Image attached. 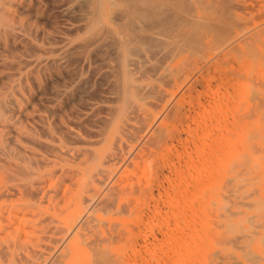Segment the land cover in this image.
Returning a JSON list of instances; mask_svg holds the SVG:
<instances>
[{
    "label": "rangeland",
    "instance_id": "obj_1",
    "mask_svg": "<svg viewBox=\"0 0 264 264\" xmlns=\"http://www.w3.org/2000/svg\"><path fill=\"white\" fill-rule=\"evenodd\" d=\"M48 1L50 0H21V2L20 0H2L3 10H0V15L2 17L4 16L6 21L10 24L9 27H11L12 31H7L6 29L7 26L5 27L2 25L1 16H0V62H1L0 63V99L3 96L8 95V97L14 102V104L10 105L11 108L13 109L8 110V112L5 113L6 115H9L8 122L4 123L6 124V126L0 125L1 126L0 138L4 140V145L6 146L5 150L9 153L8 156H4L0 154V156L3 159H5V161H0V163H2V165H0L1 166L0 186L9 185L11 184V182H19L18 180L21 179L25 180L27 176H31L35 180L38 178L41 181V183L39 184L40 190L42 191L49 190L50 195L54 194V189L60 191L62 188L63 189L67 188L65 190V194L68 193V191L69 193L66 194L64 197H62L61 201L59 202L61 204L63 202L62 204L63 206L59 205V203L56 202V200L59 199L58 197H53V198L49 197L50 200L46 198L44 199V201L41 202L36 201V205L32 208V210L35 211L34 214H32L31 210L23 208V203L28 200L27 195L20 196L18 193L15 192L14 195L8 194V196L0 197V203L4 207V212L0 216V227H1L0 246L5 245L8 242H11L13 239H15L20 243L33 246L36 252V255H34L33 257V260L39 261L41 262V264H43L42 259L44 256H47V254L45 253L44 248L40 247L38 243H44L46 241L47 234L53 235L58 230L57 231L58 234L55 235L60 237L64 236L66 238V241H68L69 239L75 240V244H77L78 246L77 251L79 252L77 258V264H93L91 258H92V252H93L92 250L94 246L96 248H104V249L106 247V250L109 249L108 253L110 254V256L113 255L114 256L113 258L115 259H117L119 256V259L116 260L117 263L119 264L121 263L122 264H140V263L141 264H159V263L160 264H194L195 261L197 262V263L195 262V264H264V146H263L264 131L260 132V130L262 131L264 129V83H263L264 82V50H263L264 49V0H221L222 4L220 5V2L218 3V5H220L218 9L220 7L222 9L219 11L223 12V13L220 12V14H222L221 17L226 16L225 18L222 19L220 17L222 21L220 20L221 22L219 21V23H222V25L225 24L223 26H226L227 24L229 28H227V26L225 28L226 30L229 29V31L228 30L226 31L225 29L222 30L223 33L219 31L220 38H217L218 39L217 42L220 43L224 40L222 38L223 36L222 34L224 33L230 34V32L233 34L234 29H237L239 27L240 28L246 27L249 29L256 27L257 33L255 35L256 40L254 42H251L252 39L251 40L247 39V41L245 42L250 41L249 43L243 44L244 46L242 45L241 47L238 46L231 47L230 50L232 51L229 54L230 57H232L233 59H237V61L241 60V64H243L246 67L244 72L243 70L239 72L240 73L239 75H242V77L244 76L243 77L244 80L240 79V77L239 79H235L236 78L235 75L233 76L230 73L231 75L230 76L227 72L224 77V80L222 79L219 83L212 84L213 90L211 89L210 91L211 95L214 94V96L218 97L220 94H222L224 88L230 86L232 87V89H236L234 86H237L239 84L237 87L238 95L235 96L236 97L235 99L236 101L234 102L235 106L233 105V101L231 100V98L228 100L226 99V97L225 98L220 97L219 101L214 103L209 111H210V115H214L217 113H222L220 111H225L226 109L230 110L231 107L232 108L236 107V109L238 107V109L240 108L239 109L240 113L250 114L253 112L252 114H255L254 122L252 124L249 123V125L247 124V126H245L246 128L242 129V130H246L247 133H249L252 128L257 129V131H259L260 135L262 136V137L257 136L253 139L257 145V149H254L253 151V156L256 157V164L253 167V169L246 171L242 168L241 172L238 174L240 178L237 177L236 180L233 179L234 172L231 169L232 162L237 156L241 155L242 149H244V147L246 146L245 143L247 142L246 138L243 135L239 141L238 149L235 150V152H233L234 151L233 147L230 148L229 152H227L228 154L227 157L223 159L224 162L222 161V164L220 166H217L218 169H216V167L213 168L214 165H211L210 167V164L205 167L199 165L193 166L191 163L188 164V161L190 162L193 158L195 159V156L197 155L196 150L192 151L194 149H192V146L190 147V145H187V147L184 146L181 149L180 147L174 149L171 146H164L160 150L154 151L153 154L150 153L151 157L149 155H146L144 158H134L129 160H127L128 159L127 158L125 159L126 162H124L125 160H121V161H116L115 163H111V162L106 163V166L109 165L108 169H110V177L107 180L106 185L110 186L112 183H114L115 185L120 187L115 190L117 194L116 193L114 194L116 196L118 195L117 196L118 198L115 196L117 200H114V195H113V201L114 203L116 202V204H114L112 201V203L111 202L108 203L110 204V206L108 204L106 205L107 207H105V205L103 206L95 205L96 207L95 206L91 207V206H87L85 203H79V208L73 215H68L69 210L72 208V202L69 200L70 191L74 187L73 184L70 185L69 183L72 182V180L69 179V176L68 178L65 177L64 179V176L61 175L60 172L58 171L61 168H66L69 170V169H78L79 166H82L78 164L79 162L77 160L79 159L74 158V150L81 145H79V143L72 140L71 135H73L74 133L79 135V133L82 134L83 132L85 133V131L87 134H89L90 132H93L96 129V127L94 128L93 126L96 124L98 118H100V116L103 114L102 106L106 104V97H108L109 94L105 92L106 91L108 92L107 87L109 88V86L107 83H105L106 81H103V79L101 80L98 78L95 79L91 78L90 81H92V83H90L89 79L86 81L87 83H89L88 86H86L87 85L86 83L82 84V86L84 87L83 88L84 91H83L82 87H79V77L82 76V73H80L81 71L79 69H83V66H81L79 62L76 61L78 59L72 57L73 55H70V57L72 59L74 58L73 59L75 60L74 62L72 59L67 60L66 58H61L62 46H64L65 44L74 43L76 36H78L79 34V29H78L79 16L77 15H79V13L84 11L85 7L83 6L81 8V4H80L81 2L79 0L78 1L51 0V2ZM65 3L66 6L64 5ZM74 6H76L75 9H73ZM49 7L50 9H48ZM77 7L78 9L80 8L78 10L79 12L76 9ZM224 8L227 10V12L226 10H224ZM19 9L22 10L19 11ZM215 11L214 13L215 14L217 13L216 15H218V12ZM57 12L59 17H57L58 16ZM68 12L70 15L67 14ZM66 14L69 17L71 16L73 17L69 18ZM24 15L26 17H24ZM61 15L62 16L66 15V17L64 16L61 17ZM234 15L236 16L234 17L236 21H234L235 19H233V21L231 19V16ZM18 16L20 17L18 18ZM227 16L230 17L231 20L230 22L231 23L234 22L235 24L237 23V21H240L241 18L242 21L236 24L239 27L235 26L234 23L233 25H230V22L226 19L228 18ZM237 16H239L240 18H238ZM242 22L244 23V25L240 26L241 24H243ZM64 27L65 30L68 31L71 30L70 33L67 31L65 32V30H63ZM40 31L41 34L39 33ZM217 34L218 31L214 35L217 36ZM232 34L227 35V37L232 36ZM214 35L213 37L216 38ZM49 38H51L53 41ZM62 39L63 41H60ZM213 40L212 42L209 43V45L206 48L208 52L213 51V50L211 51L212 46L215 47L216 49H219L222 47V44L226 43L225 41H223L224 43L219 44L221 46L219 47L217 46L218 43H213L214 42ZM32 46L33 49L31 51L30 49ZM34 46L36 49L34 48ZM56 48H58V51L54 50ZM253 48L258 49L259 54H252V52L250 51ZM237 50H239L238 53H235L234 51L237 52ZM252 55H255L253 59H252ZM261 57L263 58V60L261 59ZM69 60H72L73 63L72 65H71V61ZM23 61L26 64H23ZM68 61L70 64L68 63ZM77 64H79L80 67L79 66L75 67V65ZM11 66L13 68H11ZM71 69L73 70L70 71ZM53 75L56 77H54ZM68 75L71 76L69 77ZM226 77L227 79H225ZM53 79L56 80V82H54ZM232 79L233 80L235 79L237 82H234L235 80L233 81ZM258 80H260L259 84L257 83ZM99 82H101L102 84H100ZM33 83L35 84L33 85ZM95 83L98 84L96 85ZM218 84L221 85L219 86ZM47 85L50 86L47 87ZM61 86H63V88ZM50 87L51 89H49ZM43 92L46 93L44 94ZM55 92L56 94L55 96H53L52 94H54ZM77 92L78 94L76 97ZM80 92L82 94H80ZM109 93H110V88H109ZM68 94L70 95V97ZM91 94H93L91 98L94 97V99L90 100L89 96H91ZM85 95H89V96L86 97ZM252 96L254 97V100L250 99L253 98ZM255 96H257L258 99ZM46 99L50 101V103ZM64 99L66 101H64ZM70 99L72 100L71 103H70ZM74 99H77L75 100L76 103L74 102ZM103 99H105V101H103ZM51 101L53 102L51 103ZM68 103L70 105H68ZM81 103H83V105ZM87 104L89 105L93 104V105L89 106ZM78 105L81 106L78 107ZM65 106L67 109L65 108ZM84 106L89 110L87 111V109ZM153 107H151V111L154 113L153 115L156 116L155 120H159L158 114L161 107L158 108H156L155 106ZM45 108L47 109L45 110ZM99 108L102 110H100ZM254 108L256 109L254 110ZM48 109H51L52 111L54 110V112L52 111L48 112ZM56 112H59V114L57 113L56 115ZM74 112L75 113L77 112V115L78 113L84 115L77 116ZM199 118L200 119L197 120L196 124H198L199 126H204L205 116L201 115ZM89 119H91V121ZM82 120H84V122ZM87 124L88 126L89 124H91L93 128H91V126L88 127ZM84 127L85 129H83ZM81 128L84 131H81ZM70 131L73 134H71ZM181 131L184 132V129H182ZM48 135L49 137H47ZM50 136L52 137L50 138ZM63 137H65V139H63ZM67 137L68 139L69 137H71V140L67 141ZM27 140L29 142H27ZM40 144H41V148L37 147L38 145L40 146ZM43 146L46 147L47 149L44 148ZM65 151L67 154L65 153ZM199 151H201L200 148ZM63 152L66 155L63 154ZM193 152L195 153V155L191 159ZM170 153L174 155H171ZM157 154L159 156L161 155L162 158L161 156L160 157L157 156ZM155 157H157L156 159L159 160L158 165L156 166L157 164L156 163L154 166H152L154 161L157 162V160H153L155 159ZM41 159H43V165L41 164L42 162ZM187 159H191V160L186 161ZM182 161H183L182 165L186 169H184L183 166L179 167L181 166L180 164L182 163ZM128 162H130V164ZM150 163L151 165H149ZM178 167L180 169H178ZM149 168L152 169L150 170ZM30 171L35 173L29 175L28 173ZM139 171L140 173H138ZM56 172L58 173L56 174ZM2 174L4 176L3 178H2ZM12 176L13 178L16 177L17 179L13 181L12 180L13 178H11ZM157 176H159L157 178L158 180L154 179ZM162 176H164L163 179L165 178V180H167L169 184L165 180L161 179ZM169 176L171 177V179L168 178ZM208 176L211 177V182L210 184L207 185V188H197V186L199 185L198 184L195 189L194 186L197 183L201 182L200 178L202 177L205 178ZM9 177L10 179H8ZM166 178H168L169 180ZM159 179L162 180L161 182L163 184L159 182L160 181ZM198 180L199 182H197ZM133 185H136V189L138 187L137 191L135 189V186L134 188H132ZM161 185L164 186L162 187ZM154 186H157L158 188H160V190L157 187L155 188ZM219 186H220L221 194L220 196H217V193L219 191ZM166 187L169 189H166ZM143 188L146 189L148 188L147 191H145L146 193H144V190L141 191ZM163 188H165L164 189L165 192ZM134 189L136 192L132 193ZM40 194L37 195V198H39ZM123 197L127 201H129V203L125 201ZM152 200L155 201V203L153 201L154 205L152 204ZM130 201L132 202L131 204ZM200 202L202 203L199 204ZM122 204L128 205L126 207L127 212L125 211L126 209H123L125 208L126 205L123 207ZM190 205L192 206L195 205L196 208H194L195 206L190 207ZM65 206H67V208ZM153 206L155 207V209L153 208ZM149 207H151V209L153 208L154 210H151ZM92 208H96V209L94 210ZM184 208H188V209L193 208L195 209V211H191L193 209L191 210L189 209L187 211L185 210L186 213L188 212L190 215L188 214L189 216L188 215L184 216L182 215L183 214L182 209ZM158 209L160 210V212L158 211ZM117 211L119 215L115 213ZM139 211L142 212L140 213ZM144 211L145 213L143 214ZM146 212L147 213L150 212V213L147 214ZM77 213L88 217L86 221L87 223L85 222L83 226L78 222L77 219H75ZM200 213L201 215L203 214L202 216L204 217H202ZM153 214L155 215V217ZM176 214H179V216H177ZM180 214L185 219H187L186 216H188L187 222L184 220V223H189V221L191 220L193 221L194 224H191L192 222L189 224L180 223V221L183 222L182 220L183 217ZM191 214L193 216H191ZM156 215L158 217H156ZM89 216H91L94 219H92L91 221L90 220L91 217ZM146 216L148 218H146ZM139 217L140 218L145 217L148 220H145V218H143V220L146 221L145 223L143 222L144 223L143 224L142 218L140 219ZM152 217L156 218L154 219L155 222L152 220L153 219ZM173 217L175 218L173 219ZM151 220L153 221V223L151 222L152 224H148V226L146 227L143 226L146 223H150ZM90 221L93 223H91ZM104 221L106 222L105 224ZM178 221L179 223H177ZM65 222L67 224H65ZM134 222H137V226L139 227L137 230L140 229L143 231L142 233L140 230L138 232L137 236L140 238V240L138 238H134L135 234H137L136 231H132L135 234L131 232V228L132 230L133 228L135 230L137 227L134 224ZM138 222L141 225H139ZM114 223L119 224L118 226L116 225L117 226L116 229H114L116 227L113 226L115 225ZM176 223L177 226L175 225ZM128 225L131 226L130 231H128L129 230ZM152 225L154 226L152 227ZM110 226L113 227L112 228L113 231L115 230L116 232L115 231L113 232ZM59 227L60 230H63L64 228L66 231L64 230L63 232L59 231ZM175 227H177L178 229ZM148 228H150L149 229L150 231L148 230ZM170 229H171V233L168 234V232H170L169 231ZM120 230H124V231L121 232ZM179 230H181V232H178ZM188 230L194 233L190 235L189 233L191 232ZM68 231L69 233L66 234V232ZM159 231H161V234L164 233L165 238L166 237L167 238L165 239L163 238L164 237L163 235H159L160 234V233L158 234ZM186 231L188 232L189 235L186 234L187 233ZM79 232H82L81 236L79 235ZM123 232H127V233L131 232V233H128V235L126 233L125 234L126 238L124 237V240H122L121 242V239L124 236L123 234H121ZM144 232L146 233V235L148 233L147 237H145L146 235ZM151 232L154 234L152 235ZM94 233L97 236H95ZM139 233H141L143 239L140 237ZM175 233L176 234L179 233L181 237L177 236ZM120 234L122 235V237ZM173 234L175 235V237L176 236L177 237L175 238L174 236H171ZM185 234H186L185 239L186 238L189 239L188 237L190 236V239L192 241L195 240L196 242L203 241V245H200L201 242H197L198 244L197 246V244H194L195 242L193 243L191 240L187 242L186 241L187 239L184 241V239L182 238L184 237ZM117 235H119V237L121 238H119ZM149 235H152V240H154L153 237L155 235L154 238L157 239L159 238L158 241L156 239L157 243L159 244L162 243V244L155 245L154 243L156 241L154 240L153 242H151L153 243L152 245L150 243L151 236ZM169 235L170 237H172L173 240L169 237ZM110 236L113 240L111 238L109 239ZM115 236L119 239V241ZM204 236L205 238L207 237L206 240L208 242L204 240V238H202ZM235 236L239 239H237ZM28 237L30 238V240H28ZM96 237L98 238L96 239ZM94 238L97 241H95ZM102 238L108 239V241H110L108 246H105L108 243L106 242V240L99 242L100 239ZM145 238L148 241L150 240L149 242L148 241L146 242L145 240V245L149 243L150 245H147L146 247L142 245L140 247V245L137 244V246L140 248V252L138 251L139 248L138 249L136 248L137 246L133 248L136 245L134 244V242L139 243L142 240L140 244H143L142 242H144ZM114 239H116L119 243L117 242L118 244L117 243L115 244L113 242ZM129 239L130 241L132 240V243H130V241L129 242L127 241ZM169 239H171V241H169ZM232 239L233 242L231 241ZM90 240H91V244H90ZM92 240H94L95 242L93 241L94 242L93 243ZM160 240L162 242H160ZM165 240L166 242L167 241L168 242L165 243ZM179 240L181 241L180 243H182V246H180L181 244L179 243ZM28 241H30L31 244ZM126 241L128 247L123 246L126 244ZM172 241H176L177 245L175 242L171 243ZM190 241L192 242V244H194L192 245L193 247L196 245L194 248L192 246H189L191 244L189 245L187 244V243H191ZM98 242L101 247L98 245ZM111 242H113L114 244L112 245ZM86 243L87 245H85ZM174 243L176 245L175 249H177L176 247L178 246V243L180 246V247L178 246L179 251L177 249V251L175 250V253L172 250L174 248ZM131 244H134L132 245L133 247H130ZM154 245L157 247H155ZM169 245H172V247H170ZM188 246L189 248L191 247V249H188ZM167 247H170V249L168 250ZM196 247L198 249L200 248L199 251H197ZM144 248H146L148 252L144 253L146 251ZM141 249L142 250L144 249L143 252ZM180 251H184V252H180ZM19 252L27 254L26 250L23 248H20ZM136 252L138 254L144 253L143 255H145V258L142 254H141L143 256L142 258L144 259L140 258L141 255H138ZM198 252L199 254H197ZM37 253H40L42 257L40 258V255ZM198 255L200 259L197 257ZM120 257H124V259L123 258L120 259ZM137 257L138 259L135 260ZM155 257L157 258L155 259ZM159 257L160 259H162L160 260V262H159ZM174 257L177 258L174 259ZM161 261H163V263ZM0 264H8V263L6 262V260L0 258Z\"/></svg>",
    "mask_w": 264,
    "mask_h": 264
},
{
    "label": "bare ground",
    "instance_id": "obj_2",
    "mask_svg": "<svg viewBox=\"0 0 264 264\" xmlns=\"http://www.w3.org/2000/svg\"><path fill=\"white\" fill-rule=\"evenodd\" d=\"M65 1H69V0H65ZM79 1L81 2V3L79 2L81 4V8L83 6L85 7L84 11H82L81 13H79V15H77V16H79L78 17V19H79V25H78L79 34H78V36H76L74 43L65 44L64 46H62L61 58H66L68 60V59H72L70 57V55H73L72 57L78 59L76 61H78L81 66H83V69L78 68L81 71L80 73H82V76L79 77V87H82V90L84 88L82 86V84L86 83L87 84L86 86L89 85V83L86 82L88 79L90 81L91 78L92 79L98 78L101 80L103 79V81H106L105 83L108 84V86L110 88V93H109V88L107 87L108 92L106 91L105 93H107L109 95H108V97L105 96L106 97V104H104L102 106L103 110L99 108L100 110L103 111V114L100 116V118H98V120L96 121V124L93 126L94 128L96 127V129L93 132L89 133V131H88L89 134H87L85 131V133L83 132L84 134L79 133V135H77L75 133L74 134L71 133V131H70V133L73 134V135H71L72 140H74L75 142L79 143V145H81L74 150V158L79 159V160H77L79 162L78 164L82 165V166H79L78 169H69V170L66 168H61L60 170L58 169L59 170L58 172H60V174L64 176V179H65V177L68 178V176H69V179L72 180V182H69V183H70V185L73 184V186H74L70 191L69 200L72 202V208L69 210L68 215H73L78 210L79 203H85L87 206H91V207L92 206L94 207L95 205H97V206L105 205V207H107L106 205L109 202L112 203L113 195L116 193L115 190L120 188V187H118L114 183H112L110 186L106 185L107 180L110 177V169H108L109 165L106 166V163H109V162L115 163L116 161L125 160L127 158H128L127 160L134 159V158H144L146 155H149L151 157L150 153L153 154L154 151L160 150L164 146H171L174 149L180 147V149H181L184 146L187 147V145H190V147L192 146V149H194V150H192V149L191 150L192 151L196 150L197 155L195 156V159H194L193 156L195 155V153L193 152L194 154L192 153V157H191V159L192 158L193 159L192 160L191 159L186 160V161L191 160L190 162L188 161V164L191 163L193 166L199 165V166H204V167L208 166L210 164V167H211V165H214L213 168L216 167V169H218L217 166H220L222 164L223 159L225 157H227V155H228L227 152H229V149L233 147V150H234L233 152H235V150L238 149L239 141L243 135L246 138L247 142L245 143L246 146L244 147V149H242V153L240 152L241 155L237 156L232 162V165H231L232 168L231 169L234 172L233 179L236 180L237 177H239L238 174L241 172L242 168L246 171L253 169V167L256 164V157L253 156V151H254V149H257L256 142L253 139L257 136H261L260 132H263L264 129L262 131L260 130V132H259V131H257V129L252 128L249 133H247L246 130H242V129L246 128L245 126H247V124L249 125V123L252 124L254 122V115L255 114H252L253 113L252 111H251L252 113H250V114L249 113L248 114L247 113L246 114L240 113V110H239L240 108L238 109V107H237V109H236V107H233V108L231 107V109L229 108L230 110L226 109L227 111L226 110L220 111L222 113H217L214 115H210L209 110L214 103L219 101L220 97L221 98L226 97V99H228V100L231 98V100L233 101V105H234V102L236 101L235 96L238 95V88L237 87L239 84L237 86H234L235 83L233 84V86L236 89H232V87H230V86L224 88V91L218 97L214 96V94L211 95L210 91L213 87L212 84L213 83L217 84L222 79L224 80V77H225L227 72L229 75H230V73L233 76L235 75L236 76L235 79H239V77H240V79L244 80V78H243L244 76L242 77V75H239L240 74L239 72H241V70H243V72H244L246 67L243 64H241V60L237 61V59H233L232 57H230L229 54H230V52H232V51H230L231 47H235V46L241 47L243 44L249 43L250 41L245 42V41H247V39L248 40L252 39L251 42H254L256 40L255 35L257 33L256 27H253L250 29L246 28V27L240 28L238 25H236L237 23L242 21V19L239 16H237V17L240 18V21H237L236 24L234 22L231 23L230 17L227 16L229 19L228 18H226V19L230 22V25H233V23H234L235 26H238L239 28L234 29L233 34L230 32V34H232V36L227 37V35H230V34L224 33L225 36H224V34H222L223 35L222 38L224 39V40L223 39L222 40L225 41L226 43L222 44V47H221L219 44L224 43V42L223 41L220 43L217 42L218 41L217 38H220L219 31L222 32V30H224V29L226 30L225 27L227 26V24H226V26H223L225 24L222 25V23H219V21L222 18L226 17V16L221 17L222 14H220V12L221 13H223V12L219 11V10H222V9H221V7L218 9V7L222 4L221 0H79ZM20 2H21V0H20ZM48 2H51V0ZM219 2H220V5H218ZM33 3H35V2H33ZM64 5L66 6V3ZM35 6H36V4H35ZM49 6H51V5H49ZM62 6H63V4H62ZM77 6H78V4H77ZM75 7L76 6H74L73 9H75ZM16 8H17V6H16ZM225 8H224V10L227 9V8L226 9ZM230 8H232V7H230ZM48 9H50V7ZM76 9L78 11L80 8L78 9V7H77ZM0 10H3L2 9V0H0ZM21 10L19 9V11H21ZM215 10H218V11H215ZM214 11L218 12V15H216L217 13L215 14ZM226 12H227V10H226ZM67 14H69V12ZM57 15H58V12H57ZM66 15L65 16L63 15V16L66 17ZM63 16L61 15V17H63ZM19 17L20 16H18V18ZM24 17H26V16L24 15ZM44 17H45V15H44ZM57 17H59V15ZM71 17H73V16H71ZM71 17H69V18H71ZM75 17H74V19H75ZM220 17H221V19H220ZM234 17H236V16L235 15L231 16L232 21H233V19H235ZM234 21H236V19ZM1 23L5 27L7 26L6 27L7 31H12L11 27H9L10 24L6 21L4 16L3 17L1 16ZM42 25H44V24H42ZM243 25H244V23L241 24L240 26H243ZM227 28H229V27L227 26ZM17 29H19V28H17ZM63 30H65V27L63 28ZM227 30L229 31V29H227ZM66 31L70 33L71 30L70 31L65 30V32ZM217 31H218V34H217L218 37L216 35H214L215 33H217ZM39 33L41 34V31ZM39 33H38V35H39ZM213 35L216 38H214ZM57 38H59V37H57ZM49 39H51V38H49ZM213 39H215V40H213ZM212 40L214 41L213 43H218L217 46H219L221 48L216 49L215 47H213L211 45L212 46L211 51L212 50L213 51L208 52L206 48L209 45V43L212 42ZM60 41H63V39ZM60 41H58V42H60ZM34 48H35V46H34ZM32 49H33V46L31 47L30 50L32 51ZM54 50L58 51V48H56ZM257 50L258 49L253 48L250 52H252V54H259L258 53L259 50L258 51ZM36 51H38V50H36ZM238 51L239 50H237V52L236 51H234V52L238 53ZM254 56L255 55H252V59ZM261 59L263 60L262 57H261ZM72 60H69V61H71V65L73 64ZM69 61H68V63H69ZM74 61L75 60H73V62ZM21 62H22V60H21ZM65 62H67V61H65ZM23 64H26V63H24V61H23ZM79 64L75 65V67L79 66ZM253 65H255V64H253ZM4 67H6V66H4ZM9 67H10V65H9ZM51 67H52V64H51ZM11 68H13V67L11 66ZM72 70L73 69H71L70 71H72ZM31 72H33V71H31ZM42 77H43V75H42ZM54 77H56V76H54ZM227 77L225 79H227ZM74 78H72V79H74ZM98 79H96V80H98ZM249 79H251V78H249ZM32 81H33V79H32ZM61 81H63V80H61ZM54 82H56V80H54ZM101 82H99V83L102 84ZM234 82H237V81L235 80ZM90 83H92V81H90ZM105 83H103V84H105ZM257 83L259 84L260 80H258ZM34 84L35 83H33V85ZM50 85H47V87ZM218 85L220 86L221 84H218ZM90 86H92V85H90ZM61 87L63 88V86H61ZM77 88H78V86H77ZM262 88H263V86H262ZM49 89H51V87ZM219 89H220V87H219ZM36 90H37V88H36ZM86 91H87V89H86ZM68 92H69V90H68ZM252 93H254V92H252ZM49 94H47V95H49ZM55 94H56V92L52 95L55 96ZM77 94H78V92L76 93V97H77ZM80 94H82V93L80 92ZM84 94H86V93H84ZM259 94H260V92H259ZM57 95H59V94H57ZM89 95H85V96L87 97ZM92 95L93 94H91V96H89L90 100L94 99V97L91 98ZM69 97H70V95H69ZM255 97L257 98V96H255ZM77 99H74V102ZM250 99L254 100V97L250 98ZM64 101H66V100L64 99ZM71 101L72 100L70 99V103H71ZM103 101H105V99H103ZM48 102L50 103V101H48ZM52 102L53 101H51V103ZM85 103H84V105H85ZM13 104H14V102L8 97V95H5L0 99V125L6 126V124H4V123L8 122L9 115H6L5 113L8 112V110L13 109L10 106ZM81 104L83 105V103H81ZM64 105H65V103H64ZM68 105H70V104L68 103ZM87 105H89V104H87ZM90 105L92 106L93 104H90ZM80 106L81 105H78V107H80ZM153 106H155L156 108L161 107V109L159 110V114H158L159 120H155L156 116L153 115L154 113L151 111V107H153ZM65 108H66V106H65ZM250 108H249V111H250ZM46 109L47 108H45V110ZM255 109L256 108H254V110ZM88 110L89 109H87V111ZM51 111H52L51 109H48V112H51ZM62 111H63V109H62ZM52 112H54V110ZM60 112H61V110H60ZM57 113L59 114V112H56V115H57ZM71 114H72V112H71ZM75 114L77 115V112ZM81 115H84V114L78 113L77 116H81ZM201 115L205 116V125L204 126H199L198 124H196L197 120L200 119L199 117ZM88 117H87V119H88ZM56 120H57V118H56ZM84 120H86V119H84ZM84 120H82V121L84 122ZM89 120L91 121V119H89ZM85 123H86V121H85ZM93 123H95V122H93ZM36 126H38V125H36ZM87 126H88V124H87ZM90 126H91V124H89L88 127H90ZM93 127L91 126V128H93ZM190 128H191V130H190ZM83 129H85V127ZM182 129H184V132L181 131ZM188 130H190V131H188ZM81 131H84V130H82V128H81ZM185 131H188V132H185ZM46 135H47V133H46ZM47 137H49V135ZM51 137L52 136H50V138ZM71 137H69V139L67 137V141L71 140ZM63 139H65V137H63ZM27 142H29V141L27 140ZM67 143H69V142H67ZM37 147L41 148V144H40V146L38 145ZM44 148H46V147H44ZM199 148L201 151H199ZM5 149H6V146L4 145V140H2L0 138V154H2L4 156H8L9 153ZM59 152H60V150H59ZM65 153H66V151H65ZM65 153L63 152V154H65ZM155 154H156V152H155ZM170 154L174 155L172 153H170ZM157 156H159V155L157 154ZM156 158L157 157H155V159H153V160H157V162L154 161L152 166H154L156 163H157L156 166L158 165L159 160ZM161 158H162V156H161ZM0 161H5V159H3L0 156ZM41 161H42L41 164L43 165V159H41ZM124 162H126V160ZM160 162H161V160H160ZM160 162H159V164H160ZM128 163L130 164V162H128ZM182 164H183V161L180 164L181 166H179V165L178 166L182 167L183 166ZM0 165H2V163H0ZM149 165H151V163ZM3 166H5V165H3ZM179 167H178V169H180ZM184 169H186V168L184 167ZM58 172H56V174ZM218 172H219V170H218ZM33 173H35V172L30 171L28 174L31 175ZM138 173H140V171ZM156 174H158V173H156ZM213 174H211V175H213ZM173 175H175V174H173ZM3 177L4 176L2 174V178ZM158 177L159 176L155 177L154 179L158 180L157 179ZM163 177L164 176H162L161 179L165 180V178L163 179ZM0 178H1V175H0ZM11 178H13V176ZM168 178L171 179L170 176ZM168 178H166V179H168ZM202 178H200L201 180L199 179L201 181L200 183H197L195 186L193 185L195 187V189H196V186L198 184L199 185L197 186V188H207V185L210 184V182H211L210 176L205 177L203 179ZM8 179H10V177ZM16 179L17 178L14 177L12 180L14 181ZM37 179L35 180L31 176H27L25 178V180L21 179V180H18L19 182H11V184H9V185L0 186V197L8 196V194L14 195L15 192L18 193L20 196L27 195L28 200L23 203V208L31 210L32 214H34L35 211L32 210V208L36 205V201L41 202V201H44V199H46V198L49 199V197H51V198L58 197L59 199L56 200V202L59 203L61 201V198L69 193V191L67 190L68 193L65 194V190L67 188L66 189L62 188L60 191L57 189H54V194L50 195L49 190H44V191L40 190L39 184L41 183V181L39 179L38 180ZM161 179H159L160 183H162ZM62 180H63V178H62ZM199 180L197 182H199ZM165 181L167 182V180H165ZM143 182H142V184H143ZM171 183H172V180H171ZM154 185H156V184H154ZM134 186L136 189V185H133L132 188H134ZM148 187H150V186H148ZM154 187L156 188L157 186H154ZM169 188H170V186H169ZM169 188L166 187V189H169ZM135 189L133 190L132 193L136 192L138 187H137L136 191H135ZM147 189L143 188L141 191L144 190V193H146L145 191H147ZM158 189L160 190V188H158ZM164 189L165 188H163V190ZM172 189H174V188H172ZM128 190H129V188H128ZM40 191H41V194H40ZM124 191H125V189H124ZM164 192H165V190H164ZM124 193H126V192H124ZM127 193H128V191H127ZM38 194H40L39 198H37ZM220 194L221 193H220V186H219V191L217 193V196H220ZM142 195H144V194H142ZM115 196L116 195H114V200H117L115 198ZM147 199H149V198H147ZM53 201H51V202H53ZM125 201H127V200L125 199ZM153 201L154 200H152V204H153ZM127 202L129 203V201H127ZM113 203H114V201H113ZM131 203L132 202L130 201V204ZM154 203H155V201H154ZM201 203L202 202H200L199 204H201ZM62 204H63V202H62ZM62 204L59 203V205H62ZM114 204H116V202ZM114 204H113V206H114ZM108 205L110 206V204H108ZM125 205L126 204H124L123 207ZM70 206H71V204H70ZM109 206H108V208H109ZM127 206L128 205H126L125 208H123V209H126L125 210L126 212H127V208H126ZM191 206L192 205H190V207ZM193 206H195V205H193ZM198 206H200V205H198ZM65 207L67 208V206H65ZM105 207H102V208H105ZM151 207H149V208L151 209ZM153 208L155 209L154 206H153ZM153 208L151 210H154ZM194 208H196V206ZM92 209L95 210L96 208H92ZM159 209H158V211L160 212ZM189 209L188 208L182 209V211H183L182 215H184V216L188 215L189 213L188 212L186 213V211ZM191 209H193V208H191ZM191 211H195V209H193ZM3 212H4V207L0 203V216L2 215ZM133 212H134V210H133ZM139 212L141 213L142 211H139ZM184 212H185V214H184ZM115 213H117L119 215L118 211ZM144 213H145V211L143 212V214ZM148 213H150V212H148ZM161 214H163V213H161ZM176 215L179 216V214H176ZM200 215H201V213H200ZM188 216H186L187 219H185L182 216L183 222L180 221V223H184V220L187 222ZM191 216H193V215L191 214ZM89 217H91V216H89ZM154 217H155V215H154ZM156 217H158V216L156 215ZM202 217H204V216H202ZM87 218L88 217H86L85 215H81L79 213H77V215L75 217V219H77L78 222L82 226L87 221ZM143 218H145V217H143ZM143 218H142V220H143ZM146 218H148V217L146 216ZM146 218H145V220H148ZM174 218L175 217H173V219ZM92 219H94V218L91 217L90 220L92 221ZM154 219H156V218H153L152 220L154 221ZM194 219H195V217H194ZM152 220L150 221V223H146L147 225L146 224L143 225L146 222L143 220L142 223L143 222L144 223L142 225L146 227V226H148V224L153 223ZM95 221H96V219H95ZM68 222H70V221H68ZM91 223H93V222H91ZM105 223L106 222L104 221V224ZM140 223H139V225H141ZM177 223H179V221ZM177 223L175 224L176 226H177ZM189 223L194 224L193 221H191V220L189 221ZM189 223H184V224H189ZM65 224H67V223L65 222ZM134 224L137 226V222H134ZM184 224H183V226H184ZM101 225H102V223H101ZM116 225L118 226L119 224L116 223L113 226H116ZM117 226L114 229H116ZM128 226H129L128 231H130L131 226L130 225H128ZM153 226L154 225H152V227ZM187 226H189V225H187ZM187 226H185V227H187ZM168 227H170V226H168ZM98 228H99V226H98ZM112 228L113 227H111V229ZM138 228H139L138 226L136 227L135 230H134V228H133V230L131 228V232L136 231L137 234L132 232L135 234L134 238H138L140 240V238L137 236L138 232L140 230V229L137 230ZM150 228H151V226H150ZM150 228H148V230ZM175 228H177V227H175ZM189 228H191V227H189ZM125 229H127V228H125ZM167 229H169V228H167ZM30 230H32V229H30ZM63 230L66 231L64 228H63ZM63 230H60V227H59V231L63 232ZM159 230H160V228H159ZM181 230H179L178 232H181ZM57 231L53 235H50V234L49 235L47 234V236L45 235L46 241L44 239V241H45L44 243H38V245L40 247L44 248L45 253L47 254V256H44L42 259L43 264H77V258H78L79 252L77 251L78 246H77V244H75V240L69 239L68 241H66V238L64 236L60 237V236L55 235V234H58ZM112 231H113V229H112ZM120 231L122 232L124 230H120ZM140 231H141V233L143 232L142 230H140ZM169 231L170 232H168V234L171 233V229ZM184 231H185V229H184ZM188 231H190V230H188ZM193 231H194V229H193ZM48 232H50V231H48ZM131 232H128V233H131ZM51 233H53V232H51ZM67 233H69V231L66 232V234ZM81 233L82 232H79L80 236L82 235ZM126 233L127 232L121 233L124 235L123 237L120 234L122 237L121 242H122V240H124V237L126 238V236H125ZM128 233H127V235H128ZM141 233H139V235L142 238ZM193 233L194 232H191L189 234L192 235ZM153 234L154 233H152V235ZM158 234L163 235L164 236L163 238H165V234L164 233L161 234V231H159ZM186 234H188V232ZM186 234L184 235V237L182 236L183 237L182 239H184V241L187 239V238L185 239ZM145 235H146V233H145ZM147 235H148V233H147ZM147 235L145 237H147ZM152 235H149V236H151V241L149 240L150 243L153 242L154 240L156 241V239H157V238H154L155 237V235H154V237H153L154 240H152ZM176 235L181 237V235L179 233ZM95 236H97V235L95 234ZM112 236H113V234H112ZM117 236L119 237V235H117ZM171 236L175 237L174 234ZM98 237H96V239ZM121 237H119V238H121ZM158 237H161V236H158ZM169 237H170V235H169ZM110 238H111V236L109 237V239ZM163 238H161V239H163ZM170 238L172 239V237H170ZM188 238L189 239L186 240L187 242H189V240H191L190 236ZM202 238H204V240H206L207 237L205 238V236H204ZM158 239H157V241H158ZM171 239H169V241H171ZM237 239H239V238H237ZM28 240H30L29 237H28ZM94 240H95V238H94ZM94 240H92V242ZM103 240H106V242H108L107 244L105 243L106 245L104 244L105 246H108L110 241H108V239L102 238V239H100L99 242H102ZM115 240L116 239H114L113 242L116 244L119 241V239L117 238L118 241L116 240V242H115ZM145 240H146V238L144 239V242H142L143 244H140V242L142 240L139 243L133 241L134 244H136V245L133 247L132 245H134V244H131L130 247L135 248L137 246V244H139L140 247L142 245L145 247L147 245H150V243L145 245ZM95 241H97V240H95ZM127 241L129 242L130 239ZM127 241H126V244H127ZM147 241L148 240H146V242ZM157 241L154 243L155 245L156 244H158V245L162 244V243H160V244L157 243ZM231 241L233 242V239ZM28 242L30 243V241H28ZM99 242H98V245H99ZM113 242H111L112 245L114 244ZM160 242H162V241L160 240ZM167 242L165 240V243H167ZM173 242L176 243V241H172L171 243H173ZM180 242L181 241L179 240V243ZM192 242L193 243L195 242L194 244H197V242H201L200 245H203V241H197L196 242V240H195ZM192 242L187 243V244L188 245L191 244L189 246H192V245H194V244H192ZM207 242H205V243H207ZM130 243H132V240L130 241ZM175 243H174V248L172 249L174 251V253H175V250L177 251V249L179 251V247L182 246V243H180L181 244L180 246L178 243L179 247L177 246L176 247L177 249H175V246L177 245V243H176V245H175ZM90 244H91V240H90ZM124 244H125V242H124ZM151 244L153 245V243H151ZM58 245H60V246H58ZM85 245H87V243ZM125 245H123V246L128 247V244L126 246ZM152 245H151V247H152ZM172 245H169V246L172 247ZM189 246H188V249H191V247L189 248ZM197 246H198V244H197ZM58 247H59V249H58ZM148 247H150V246H148ZM155 247H157V246H155ZM170 247H167L168 250L170 249ZM20 248L25 249L27 254L19 252ZM95 248L96 247L94 246L93 250L91 249L93 251L92 252V258H91L93 264H119L116 261L117 259H119V256L117 259L113 258L114 257L113 255L110 256V254L108 253L109 249L106 250V247H105V249L104 248H96L95 249ZM136 248L138 249L139 247L137 246ZM129 249H131V248H129ZM144 249L146 250L144 253L148 252V250L146 248H144ZM199 249L197 248V251H199ZM143 250H142V252H143ZM138 251L140 252V248L138 249ZM180 252H184V251H180ZM196 252H195V254H196ZM28 253H30V254H28ZM37 254L40 255V253H37ZM141 254L139 253L138 255H141ZM197 254H199V252ZM34 255H36V252H35V249L33 248V246H29L27 244L20 243V242L16 241L15 239H13L11 242L6 243L5 245L0 246V258L3 260H6V262L8 264H41V262L33 260ZM142 255L140 258H142L143 256L145 258V255H143V256ZM174 256H176V255H174ZM41 257L42 256L40 255V258ZM138 257L135 260H137ZM157 257H155V259ZM197 257L199 258V255ZM121 258L124 259V257H120V259ZM144 258H142V259H144ZM175 258H177V257H174V259ZM35 259H37V258H35ZM130 259H132V258H130ZM153 260H154V257H153ZM160 260H162V259H160V257H159V262H160ZM192 261H193V259H192ZM140 262H141V260H140ZM161 262L163 263V261H161ZM195 262H194V264H195ZM137 263H139V262H137ZM164 263H166V262H164Z\"/></svg>",
    "mask_w": 264,
    "mask_h": 264
}]
</instances>
